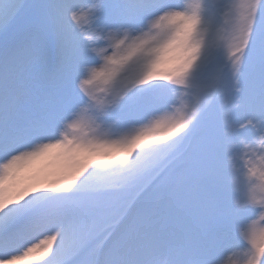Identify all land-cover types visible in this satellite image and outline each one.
<instances>
[{
  "label": "snow or ice",
  "instance_id": "snow-or-ice-1",
  "mask_svg": "<svg viewBox=\"0 0 264 264\" xmlns=\"http://www.w3.org/2000/svg\"><path fill=\"white\" fill-rule=\"evenodd\" d=\"M229 254L264 264V0H0V264Z\"/></svg>",
  "mask_w": 264,
  "mask_h": 264
},
{
  "label": "rangeland",
  "instance_id": "rangeland-1",
  "mask_svg": "<svg viewBox=\"0 0 264 264\" xmlns=\"http://www.w3.org/2000/svg\"><path fill=\"white\" fill-rule=\"evenodd\" d=\"M230 264H238V258H234L232 261H229ZM229 262H225V264H229Z\"/></svg>",
  "mask_w": 264,
  "mask_h": 264
}]
</instances>
